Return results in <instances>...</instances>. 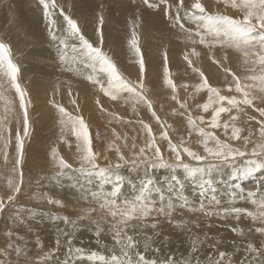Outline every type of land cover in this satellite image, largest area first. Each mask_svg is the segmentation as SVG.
<instances>
[{"label":"rangeland","instance_id":"1","mask_svg":"<svg viewBox=\"0 0 264 264\" xmlns=\"http://www.w3.org/2000/svg\"><path fill=\"white\" fill-rule=\"evenodd\" d=\"M55 3L57 6L51 9V17L46 18L43 5L40 4L39 0H0V41L10 46L12 61L20 68L19 83L27 93L29 104H33L32 101H34L33 95H30L32 91H38L40 87L45 91H51H48L47 96L49 99L47 101L50 104L49 106H51V110L49 111L48 109L47 113L49 111L51 114L43 117L38 112H34L33 117H31L28 112L29 124L31 121L36 122L38 129L41 131L37 143L33 144V148H35L33 153L37 156L36 158L31 157V160L36 159L33 162L37 164L40 161H44L47 168H42L40 171L33 170L40 167L44 162L34 166L35 164L31 160L29 162L24 160L22 165H17V171L13 172V166L18 158L17 135L25 141L28 134L24 135L23 109L20 107L19 95L14 88L10 87L8 78L0 72V83L4 84V96L0 98V119L7 123L5 124L6 128L0 127V152L3 153L5 142L9 141L11 144L9 147L7 144L6 148L8 151L12 150V153L9 152L13 157L7 163L4 162V159L0 161V163L4 162L0 164V197H3L6 201L7 195L10 194L5 183L6 179L18 180L21 170L24 180L21 192L17 195L15 201L7 205L3 213H0V242L7 243V245L6 243L5 245H0L4 246V249L0 248V255H2L0 256V264H27L21 259L24 255L25 258L33 257L32 264H64L65 259H68L67 249L69 245L66 241L69 238L72 239L73 249L80 247L85 250V254H89L93 251L100 252L107 246V240L113 237L111 232H106V228L110 225L105 219V217H109L107 211L101 210L99 202L90 195L91 191L98 190V181L96 179H93L94 185L88 184L87 188L79 191L77 196L71 197V194L69 196V194L64 192L65 196L62 194L63 197H66L64 202L62 196V199L52 197V195L49 197L45 190L31 191L35 187V183L38 184V181L35 180V172H38L37 175L42 180L46 170L50 169L49 167H53L51 172L56 173L58 171L56 162L52 158L54 150L70 163L73 168L80 167V158H75L76 154H80L77 150V143L79 142L71 131L70 126L62 128L61 121L66 120L67 117L62 116L58 107H53L55 105L61 106L63 104L61 107L71 116L84 119L91 134L93 150L98 156V163L101 167L117 163L122 165L121 171H119L125 176V183L122 189L125 195H131L132 186H139L145 176L143 168L131 171L133 167L132 161H138L142 158L139 155V150L145 148L150 140L143 128V124L151 126L156 136V143L162 148L164 160L168 163H175V155L170 151L168 141L161 139V133L164 131L168 132L172 143L180 144L183 141L184 146L190 147L201 155L205 154L203 145L200 142L201 138L196 132L189 129L187 123L189 113L193 118L203 116L205 124L200 126L205 127L207 131L214 132L222 141L231 143L235 148L250 152L254 144L260 141V125L257 121L264 118H261L259 112L255 111L254 108H247L244 105H241V107L245 108V113L240 114V118L236 122L238 127L244 129L241 140H229L225 136L223 128L211 129L207 126L212 113L211 110L208 113H204L202 107H200V105L207 102L208 96L206 91H196V86L201 83L200 72L204 73L209 84L220 88L223 95L236 94L237 98H241L239 93L228 91L232 77L224 69L230 68L241 77L250 73L244 70L246 66L243 64V57L238 51L219 46L210 49L202 44L190 42L187 38L188 34L179 27V24L169 20L166 15L169 6H171V12L175 14L179 6V0H149V4L154 5V7H149V4H145L144 0H55ZM193 3H195V0H184L183 7L179 8L182 18L185 16V12L191 9ZM201 3L211 14L228 15L233 18L242 17L239 10L226 6L224 0H201ZM61 9H63L65 14L77 20L85 38L93 45H99L100 32L102 31L103 51L115 61L123 76L133 82H137L141 78L139 56L135 53L130 43L133 39V33H135L145 64L144 76L142 77L145 84L144 91L146 96L152 101L157 115L160 117L161 122L164 123V127H161V124L156 121L145 104L142 102L134 104L130 99H125L124 96L128 94H124L116 101L105 96L98 86L96 87V85L91 84L84 78L91 71L90 69L81 68L80 72L67 70V66L60 61V53L57 48L58 42L53 41L49 34V28L52 27L50 20L55 21L53 30L56 31V34L58 36L64 34L66 22L60 14ZM101 17H103L102 25L100 23ZM181 23H184L186 28L195 27L190 21L184 19L181 20ZM192 39L198 40V37L193 36ZM208 39L210 40L211 37H208ZM68 43L71 46L78 44V41L70 39ZM193 49L199 53L198 56L190 55ZM72 55L74 54L69 48L68 56L71 57ZM185 55H189V59L192 61L191 65L185 60ZM225 55H227L228 60H224ZM213 59L222 61V64L214 63ZM169 76L176 84L175 93H173L172 88L166 82ZM99 78L107 87L106 74L100 73ZM183 85H187V88L183 87ZM57 91L60 93L58 94ZM174 94L181 103L187 105V112L185 109L180 108V104L176 100L172 99ZM254 94L260 95L258 92H254ZM54 97L59 99L56 100ZM74 100L76 101L75 104L72 102ZM97 100L100 101L99 105L96 103ZM11 101L16 105L17 111L13 110L15 105H12ZM255 104L264 106L259 100L255 101ZM101 105L103 106V111L101 110ZM131 105H136L137 109L134 110L135 112L133 111L134 106L131 107ZM13 111L17 112L16 115ZM79 112L83 114L80 115ZM230 115H236V111L233 110L230 114H224L221 117L222 122L227 120ZM249 117H255V119L250 120ZM167 125H171V127L169 128ZM32 128L29 126L28 133ZM249 133H252L251 142L246 143L243 137L248 136ZM230 135L231 129L228 132V136ZM209 146H213L212 142L209 143ZM64 151L66 154H64ZM120 154H123L128 161L127 164L119 159ZM146 155L151 157V150H148ZM182 155L184 163L193 167L199 166L197 161L192 160L184 153ZM25 156L28 158V151H26ZM113 156L119 159V161H116L117 163L115 162L116 157ZM168 156L174 157V159H170ZM117 158L116 160H118ZM249 158H238L236 163L238 166H242L244 161ZM189 160H192V162H189ZM209 162L215 161L209 157V160L204 163L208 164ZM177 170L183 171V169ZM65 171L69 172L74 179L70 180L63 177L59 179V182L56 181L55 187L63 188L62 191H64V187L61 183L64 180H68L67 182L72 185L75 183L73 180H77V178L80 181L86 179L83 176L80 177L79 173L71 172L70 169ZM230 172V169L225 168L223 174L213 173L212 183L209 185L199 180L194 182L187 178L186 175V178H184L178 172L175 173L178 180H173L171 178V169H149L148 176L154 179V185L165 188L164 194L160 190L159 193H153L154 199L157 201L158 206L167 208L171 205L168 210L169 212L171 210L172 213L168 212V216H165V212H153L147 218H153L154 222L148 223L159 224V220L163 221V219H166L167 224L173 222L172 224L180 225L183 228L184 236L192 235L194 239L198 234L204 232L208 234L207 237L209 239L212 236L222 243L229 241L233 244L236 243L234 233L239 228L238 220L250 216L247 212L258 211L257 205H253L247 199H240V197H246L249 192H255L258 196L259 194H264V168L250 176L236 179L231 177ZM224 176L229 180L226 178L227 181H225ZM2 185L3 187H1ZM110 188L111 185L105 186V190H110ZM209 192L213 196H210ZM161 194L164 197L162 205L159 200ZM233 194L236 195L237 199L235 203H230ZM210 197H215L220 203L213 206L210 204ZM67 199L73 202L71 204L70 202L69 204L65 203L68 202ZM200 204L203 205L202 209ZM51 205H56V207L53 208ZM92 208L96 210L89 212V209ZM232 208H242L246 212L236 214L230 211ZM225 209L229 211L225 212ZM92 214L94 216L91 217ZM155 215L157 216L155 217ZM95 218L103 229L99 236L96 235L97 228L91 232L87 226V220L94 221L96 220ZM142 221L133 223L136 225L137 230L142 231L140 232L141 237L137 238H142L143 234L153 236L156 240L154 247L160 248L159 252H155V256L159 257L160 260L166 259L168 257L166 254L168 246L162 247L164 241L160 236L154 235L158 233V230L152 231L150 229L144 232L143 230L146 229H144V226L141 228L142 223H144V220ZM47 223H52L54 226H47ZM61 224L64 226L62 227ZM67 225H71L70 228ZM253 229L254 232H260L257 227ZM9 232L12 233L11 236L7 235ZM65 232L69 235L65 236ZM176 232L177 230H172V234ZM259 234L264 236L262 233ZM20 237H23V239H20ZM57 239L60 240L59 249H57L56 245ZM255 239L257 240L258 238L255 236ZM16 247L22 249L20 254L15 252L14 248ZM116 248L119 250L118 245H116ZM242 249L244 250V248ZM174 250L180 251L179 248H174ZM241 250L240 252L243 251ZM140 251L143 252V247H140ZM46 254H50L51 258L45 259ZM54 258L57 259V263L51 262ZM72 264H92V262L75 259L73 251Z\"/></svg>","mask_w":264,"mask_h":264},{"label":"snow or ice","instance_id":"2","mask_svg":"<svg viewBox=\"0 0 264 264\" xmlns=\"http://www.w3.org/2000/svg\"><path fill=\"white\" fill-rule=\"evenodd\" d=\"M43 5L46 18H50L52 15L51 9L57 5L55 0H39ZM145 4H149V0H144ZM226 6H230L233 9L239 10L242 14L241 18H233L228 15L211 14L206 10V7L201 3V0H195L191 9L185 12V16L182 18L179 8L183 7L184 0H179V6L175 14L171 12V6H169L166 15L169 20L174 21L175 24H179V27L188 34V39L191 43L202 44L205 47H222L233 49L241 53L243 57V64L246 66L245 71L250 73L243 77L238 76L230 68H225L224 71L231 75L232 81L228 86L229 92L239 93L241 98H237L236 95H223L222 90L217 87H213L209 84L207 77L203 72H200L201 83L196 86V91H206L208 93L207 102L200 105L204 113H208L211 110V119L207 122V126L211 129L223 128L225 136L229 140H241L243 128L238 127L236 122L240 118V114L245 113V108H254L259 112L261 118H264V106L255 104V101L259 100L261 104H264V0H224ZM149 7L154 5L149 4ZM60 14L63 16L66 22L64 34L58 36L55 28V21L50 20L52 27L49 28V34L53 41L58 42L57 48L60 53L61 63L67 66L68 71L80 72L81 68L90 69L91 71L85 75V79L91 84L99 87V90L107 97H110L113 101L120 99L124 94L125 99H130L134 104L143 103L151 111L156 121L164 127V123L161 122L160 117L157 115L152 101L145 94V84L143 81V73L145 71V64L143 54L139 47L138 39L133 33V39L131 40V47L135 53L139 56V67L141 78L137 82L126 79L119 71L115 61L103 51V33L100 32L99 45H93L82 33L80 26L72 16L67 15L61 9ZM190 21L195 27L186 28L181 20ZM101 25L103 24V17L100 19ZM58 31V30H57ZM198 37V40L192 39V37ZM208 37H211L209 40ZM75 39L78 44L69 45L68 41ZM71 48V52L74 54L71 57L68 56V50ZM10 46L0 41V72H2L7 78L11 88L15 89V92L19 95L20 107L23 109V124L24 135L28 134L29 119H28V104L30 101L27 99L26 91L21 87L19 83L20 68L12 61L10 55ZM190 55H199L195 49L192 50ZM166 58V56H165ZM185 60L191 65L192 61L189 59V55H185ZM224 60H227V55L224 56ZM214 63L222 64V61L213 59ZM195 70V69H194ZM103 73L107 76V87L105 83L99 78V74ZM167 84L172 88L173 93L176 91V84L170 78L167 79ZM187 88V85H183ZM4 84L0 83V98L4 96ZM254 92H258L260 95H255ZM71 95V93H69ZM173 100H176L180 104L181 109H185L187 112V105L181 103L178 97L174 94ZM74 104L76 101H72ZM96 103L99 105L100 101ZM62 116L67 117L66 120H62V128L70 126L71 131L75 134L77 143V150L80 152V167L73 168L62 156H59L56 150L53 151V160L56 162L58 171L52 177V179L59 182L60 178L66 177L68 179H74V177L66 172V169H70L71 172L79 173L84 176L88 184L93 182V179L98 181V190L91 191V197L99 202L101 210H106L107 214L112 218L110 222L109 232L112 233L113 239L116 245L119 246L120 254L113 252L110 256L100 254L98 252H91L85 254V250L80 247L73 249L72 239L69 238L66 243L69 245L67 249L68 259H65L64 264H72V253H75V259L87 260L92 264H192L191 260L181 259L177 261L173 256H168L166 259L158 261L155 258H148L145 253L148 251L159 252L160 248L154 247L156 240L153 236L143 234L137 230L135 224L132 221H142L150 216L153 212H164L163 206H158L157 201L153 197V193H159V189L154 186V179L148 176L149 169L167 168L171 169L172 179L178 180L176 176L177 169H183L186 177L193 181H201L205 184L212 183L213 173L223 174L225 168L231 170L230 175L233 179L239 177L250 176L253 173L264 168V119L258 120L260 125V141L256 142L251 151L241 150L235 148L231 143L222 141L214 132L207 131L205 127L200 125L205 124L203 116L193 118L191 114H188L187 123L189 129L196 132L201 138V143L204 149V155L192 150L190 147L184 146L183 141L180 144L172 143L167 131L161 133V139L168 141V147L175 155V163H168L164 160L161 148L156 143V136L150 125L143 124V128L150 138L149 143L145 148L139 150V155L142 157L138 161H132V171H137L140 168L144 169L145 176L141 180L139 186H132V194L125 195L122 191L125 176L121 174L119 169L122 167L120 163L110 165L107 167H101L98 163V156L92 147L91 134L89 132L88 125L85 123L82 117H73L67 111L57 106ZM103 111V106L101 105ZM236 111V115H230L229 118L222 122L221 117L228 113ZM250 120L255 117H249ZM199 121V123H198ZM141 123H143L141 121ZM0 127H7L3 119H0ZM171 127V125H167ZM229 129H231V135L228 136ZM243 137L246 143L251 142L250 137ZM117 138H119L117 136ZM18 140V158L16 164L13 166L12 171H17V165H21L23 162V149L24 141L17 135ZM212 142L213 146H209ZM151 150L152 156L146 155V152ZM119 151V149H117ZM186 154L192 160L197 161L199 166H190L183 162V155ZM209 157L213 158L215 162H209L205 164V161L209 160ZM250 157L245 160L242 166H238L236 161L238 158ZM119 159L124 161L125 164L128 161L123 154H120ZM7 163V159H5ZM23 172H19V179L14 180L12 178L7 179V187L10 194L7 195L6 201L3 197H0V213H3L5 207L12 204L17 195L21 192L23 186ZM106 185H111L110 190H105ZM186 200V198H184ZM237 197L235 194L231 196L230 203H235ZM240 199H247L253 205L258 206V211L247 212L248 215L253 216L254 219H260L264 221V194H258L255 192H249L246 197L241 196ZM160 204H163L164 197L161 194L159 197ZM215 204H219L220 201L213 197ZM171 207V205H169ZM203 208V205H201ZM95 208L89 209V212L95 211ZM229 211L225 209V212ZM230 211L240 214L246 212L242 208H232ZM96 235L99 236L103 229L100 224H96ZM155 227V225H153ZM132 230L130 234L129 230ZM264 234V229H260ZM241 234H243L241 232ZM7 235L11 236L9 232ZM65 236L69 234L64 233ZM23 239V237H20ZM201 243L198 238L193 240L192 252H196L197 244ZM57 249L60 246V240L56 241ZM143 246V252L140 251V246ZM246 251L254 254L253 259L255 264H264V245L257 248L254 244L249 243ZM15 252L20 254L22 249L20 247L15 248ZM228 253L224 251L219 252L218 259L212 261V264H220L225 259ZM45 259H50V254H46ZM196 264H200L197 259ZM229 264L231 262L229 261ZM239 264H246L245 260H241ZM247 264H252L251 261H247Z\"/></svg>","mask_w":264,"mask_h":264},{"label":"bare ground","instance_id":"3","mask_svg":"<svg viewBox=\"0 0 264 264\" xmlns=\"http://www.w3.org/2000/svg\"><path fill=\"white\" fill-rule=\"evenodd\" d=\"M143 43V42H142ZM228 58V57H227ZM228 60V59H227ZM224 65V64H223ZM201 66V65H200ZM225 68V67H224ZM144 76V75H143ZM138 77V76H137ZM206 77V76H205ZM139 78V77H138ZM148 79V78H147ZM38 82V81H37ZM44 83V82H43ZM39 84V83H38ZM37 84V85H38ZM43 86V85H42ZM97 87V86H96ZM88 88V87H87ZM47 90V89H46ZM65 90V89H64ZM40 91V93H39ZM50 91V90H48ZM48 91H45L42 87H40L37 90L35 91H32L30 93V95L32 94L33 97H34V101L33 104H28V112L30 113V116L33 117L34 115V112H38L39 115L41 114L43 117H46L47 115L51 114L49 111L51 110V106H49L50 104L48 103L47 100L48 99ZM51 92V91H50ZM58 92V91H57ZM60 92H58L59 94ZM84 93V92H83ZM236 95V94H235ZM6 96V95H5ZM52 96V95H51ZM50 96V97H51ZM88 96V94H87ZM99 96V95H98ZM52 98V97H51ZM55 98V97H54ZM86 98V97H85ZM94 98V97H93ZM92 98V99H93ZM56 100H58L59 98H55ZM12 100V99H11ZM82 100V99H81ZM13 101V100H12ZM11 101V102H12ZM104 101V100H103ZM8 102V101H7ZM10 102V101H9ZM14 102V101H13ZM12 102V105H15L14 103ZM102 102V101H101ZM61 103V102H59ZM64 103V102H63ZM89 101L87 102V105H88ZM91 104H93L91 102ZM109 104V103H108ZM131 104V103H130ZM53 105V104H52ZM63 105V104H62ZM61 105V106H62ZM93 106V105H91ZM127 106H130V105H127ZM134 106V109H137L136 108V105H131V107ZM54 108L57 107L56 105L53 106ZM144 107H146L144 105ZM1 108V107H0ZM80 108V107H79ZM86 108V107H85ZM84 108V109H85ZM93 108H95L93 106ZM110 108V107H109ZM114 108V107H113ZM155 108V107H154ZM6 109V108H5ZM49 109L48 113H47V110ZM83 109V108H82ZM87 109V108H86ZM106 109V108H105ZM143 109V108H141ZM148 109V108H147ZM177 109V108H176ZM4 110V109H3ZM10 110V109H9ZM12 110V109H11ZM13 110H18L16 105L13 106ZM54 110V109H53ZM149 110V109H148ZM16 111H13L16 115ZM138 111V110H137ZM56 112V111H55ZM85 112V111H84ZM88 112V111H86ZM135 112V111H134ZM80 113V112H79ZM83 114V113H80V115ZM29 115V114H28ZM142 115V114H141ZM30 117V118H31ZM140 117V115H139ZM42 118V117H40ZM43 119V118H42ZM46 119V118H45ZM41 121V119H39ZM15 121V119H14ZM17 121V120H16ZM31 121V120H30ZM39 122V121H38ZM91 122V121H90ZM172 122V121H171ZM16 123V122H15ZM45 123V122H44ZM5 124H7L5 122ZM9 125V123H8ZM29 126L32 128L30 130V132L28 133V136L26 137L25 139V146H24V150H23V162L22 164L24 163V160H27L29 162V160H31V157H35L37 155H35L33 153V150L35 148H33V144L34 143H37V140L39 139V134H41V131L38 129V126L36 125V122L34 121H31ZM51 127V126H50ZM170 130V129H169ZM173 130V129H171ZM10 131V130H9ZM39 136V137H38ZM10 137V136H9ZM74 137V136H73ZM137 139V137H136ZM141 139V138H140ZM139 139V140H140ZM94 141V140H93ZM224 141V140H223ZM8 144V147L10 146V142L9 141H6L5 142V148H4V151L3 153L0 152V161L4 159V162H5V159H7V161H10L13 157L12 155L10 154V152L12 151H8V149L6 148ZM139 145V144H138ZM144 145V143H143ZM146 145V144H145ZM49 146V145H48ZM93 147V145H92ZM146 147V146H145ZM141 148V146H140ZM162 149V148H161ZM164 149V148H163ZM37 150V149H36ZM51 150V149H50ZM8 151V152H7ZM26 151H28V158H26L25 154H26ZM12 153V152H11ZM164 153V152H163ZM4 154V155H3ZM64 154H66V152L64 151ZM29 155H30V158H29ZM80 154H76L75 155V158H80L79 156ZM110 155V154H109ZM113 157H116V156H113ZM184 157H187V156H184ZM112 158V157H111ZM117 158V157H116ZM115 158V162L116 161H119L116 160ZM166 158V157H165ZM168 158L170 159H174V157H170L168 156ZM185 159V158H184ZM36 159H34L33 161H35ZM188 160V159H187ZM186 160V161H187ZM32 161V160H31ZM32 161L33 164H35L34 166L36 165H40V163L42 164V162L44 161H40V163H34ZM4 162L0 163V164H3ZM106 162H107V159H106ZM111 162V161H110ZM167 162V161H166ZM189 162H192V160H189ZM207 162V161H206ZM117 163V162H116ZM171 163V162H170ZM194 163V162H193ZM21 164V165H22ZM108 164V163H107ZM112 164H115V163H112ZM130 165V164H129ZM48 166V165H47ZM50 166V165H49ZM18 167V166H17ZM23 167V166H21ZM6 168V167H5ZM42 168H47L46 165H45V162L44 164H42L40 167H37V168H34L33 170H42ZM50 169H47L45 174H44V177L42 178V180L40 179V177L37 175L38 172H35V180L38 181V184L35 183V187L32 190H35V192H38V189L40 190H45L47 192V195L50 197L52 195V197H57L58 199H62L63 198V202L66 200L65 198L66 197H63L62 194L64 195V192L66 194H71V197L73 196H77L78 192L81 191L82 189H85L87 188V180H83V181H80L78 180H73L75 183L74 184H70L69 182H67L68 180H64L62 184V186L64 187V191H62L61 188H58V187H55L54 184H56V180L52 179V177L55 175V172H51L53 170V167H49ZM126 168V167H125ZM24 169V168H23ZM127 169L129 170V168L127 167ZM120 170V169H119ZM164 170V169H163ZM21 171V170H20ZM121 171V170H120ZM132 171V170H131ZM34 172V171H33ZM125 172V171H124ZM160 172H164V171H160ZM176 172H178L180 175H183L184 178L185 177V173L182 171V170H177ZM157 173L159 174V172L157 171ZM33 174V173H32ZM78 174V173H77ZM136 174V173H135ZM124 175V174H123ZM215 175V174H214ZM77 177V175H75ZM160 176V175H159ZM81 177V175H80ZM84 177V176H83ZM225 177V176H224ZM33 178V177H32ZM225 177V181L229 180ZM84 179V178H83ZM223 179V178H222ZM32 180V179H31ZM30 180V181H31ZM33 181V180H32ZM35 181V182H36ZM42 181V182H41ZM219 181V180H218ZM41 182V183H40ZM195 182V181H194ZM5 183L7 184V179L5 181ZM33 183V182H32ZM50 184V185H49ZM202 184V183H201ZM58 185V184H57ZM90 185H94L93 182L90 184ZM32 186V185H31ZM138 186V185H137ZM156 188H158L162 194L165 193V188L164 187H160V186H157V185H154ZM199 186V185H198ZM3 187V185L1 186ZM33 187V186H32ZM202 187V186H201ZM55 188V189H53ZM199 188V187H198ZM209 188V186H208ZM204 189V188H203ZM25 191V190H24ZM48 191H51V192H48ZM207 191V190H206ZM30 192V191H28ZM57 192H60V193H57ZM203 192V191H202ZM199 193V192H198ZM210 193V192H209ZM201 194V193H200ZM43 195V194H42ZM45 196V195H44ZM60 196V197H58ZM62 196V198H61ZM65 196V195H64ZM207 196V195H206ZM210 196H213L211 193H210ZM70 197V198H71ZM202 197V195H201ZM209 197V195H208ZM204 198V196L202 197ZM72 199V198H71ZM74 199V198H73ZM199 199V198H198ZM197 200V202H199ZM55 200V199H54ZM68 202H65V203H68L69 204V199H67ZM77 200V199H76ZM202 200V199H200ZM209 200V199H208ZM77 201H80V200H77ZM73 202V201H71ZM70 202V204H71ZM76 202V201H75ZM202 202V201H201ZM204 202H205V199H204ZM207 202V201H206ZM19 203V202H18ZM91 204V202H90ZM171 204V203H170ZM210 204H212L213 206L215 205L214 201H213V197H210ZM199 205V204H198ZM53 208L56 207V205H51ZM70 206V205H69ZM201 206V204H200ZM199 206V207H200ZM206 206V205H205ZM207 207V206H206ZM67 208H68V205H67ZM169 207L165 208V213L164 214L165 216L167 215V213L169 212ZM202 209V208H201ZM206 209V208H205ZM22 210V209H21ZM68 211V210H67ZM170 212L172 213V211L170 210ZM169 212V213H170ZM40 213V212H39ZM107 215V214H106ZM164 215H161L162 217ZM170 215V214H169ZM172 215V214H171ZM94 216V214L91 215V217ZM108 216V215H107ZM157 215H155L156 217ZM164 216V217H165ZM168 216V215H167ZM161 217V218H162ZM172 217V216H171ZM97 218V217H96ZM95 218V219H96ZM105 219L109 222H111V217H105ZM163 219V218H162ZM172 219V218H171ZM29 221V220H28ZM169 221V219H168ZM31 222V221H30ZM29 222V223H30ZM39 222V221H37ZM88 222V228L90 229L91 232H93L92 230H96V224H97V219L92 221L90 219L87 220ZM137 221H132V223H134ZM143 222V221H142ZM148 222H154L153 221V218H146L144 219V223H142V227L144 226V229L146 230H143L144 232L148 231V230H158V233L157 234H154V235H158L160 236V238L164 241V245H162V247H165V246H168L167 250H166V254L168 256H173L177 261L181 260V259H188V260H191L192 261V264H196V260L198 259L200 261V264H212V261H215L218 259V256H219V252L220 251H224L226 253H228V255L225 257V259L223 261L220 262V264H229V261L231 262V264H239V262L241 260H245L246 261V264H247V261H251L252 264H255V260L253 259V256L254 254L246 251V248H247V245L249 243H252L254 244L257 248L261 245V244H264V236L263 235H260L259 233L260 232H254V229L255 227H257L258 229H264V221H261L260 219H254L253 216H246V217H243V218H240L238 220V225H239V228L235 231L234 233V236L236 237V243H232V242H227V243H222L220 240H218L217 238L215 237H212L211 236V239H209L207 236L208 234L207 233H200L198 234V236L196 238L199 239V241L201 243L197 244V251L196 252H192V245H193V240H195L196 238L193 239V236L192 235H187V236H184V233H183V228L180 226V225H177V224H167V220L166 219H163V221H160L159 220V224H149ZM25 223V222H24ZM53 223V222H52ZM52 223H47V226H54L52 225ZM175 223V222H174ZM153 225H155V227H153ZM27 226V225H25ZM40 226V225H39ZM61 226L63 227L64 225L61 224ZM71 225H67V227ZM73 226V225H72ZM140 226V225H138ZM109 227L110 225L106 228V232H109ZM2 228V227H1ZM27 228V227H26ZM31 228V227H30ZM190 228V227H189ZM29 229V228H27ZM172 230H177L176 233H173L172 234ZM257 230V229H256ZM4 231V230H3ZM130 234L132 233V230L130 229ZM142 232V231H140ZM241 232L243 234H241ZM34 233V232H32ZM32 235V234H31ZM111 235V234H110ZM109 235V236H110ZM202 236V237H201ZM255 236L261 241H259L258 239L256 240L255 239ZM1 237V236H0ZM112 237V236H111ZM110 237V238H111ZM4 239V238H3ZM108 239V238H107ZM6 242H0V245H5ZM163 243V242H162ZM7 245V243H6ZM107 246L104 247L100 252V254H103V255H106V256H110L111 254H113V252H115L116 254H120L119 250H117L116 248V243H115V240L113 239V237L110 239V240H107ZM48 246V245H47ZM140 247H143L142 245ZM0 248H3L4 249V246H0ZM174 248H179L180 251L178 250H174ZM244 248V250L242 249ZM15 249V248H14ZM244 251H242V250ZM240 250L242 252H240ZM247 253V254H246ZM145 255L148 257V258H155L157 259L158 261H161L159 259V257L155 256V251H148L147 253H145ZM2 256V255H0ZM22 257V256H21ZM33 257H27L25 258V255L23 256V258H21L23 261L27 262V264H32L33 263ZM52 263H57V259L54 258L52 261Z\"/></svg>","mask_w":264,"mask_h":264}]
</instances>
